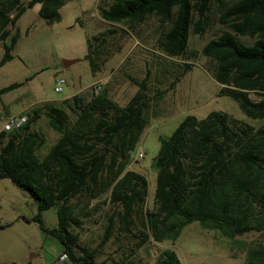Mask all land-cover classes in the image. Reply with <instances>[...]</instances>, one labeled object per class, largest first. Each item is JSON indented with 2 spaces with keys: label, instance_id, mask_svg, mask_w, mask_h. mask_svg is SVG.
Wrapping results in <instances>:
<instances>
[{
  "label": "trees",
  "instance_id": "1",
  "mask_svg": "<svg viewBox=\"0 0 264 264\" xmlns=\"http://www.w3.org/2000/svg\"><path fill=\"white\" fill-rule=\"evenodd\" d=\"M65 1L0 0V66L12 58L10 51L18 37L7 26H14L34 4H39L37 16L49 25L59 19L58 9ZM102 2L100 16L109 22L139 23L154 16L164 28L156 38V48L168 57L184 59L183 69L190 66L186 61L188 34L204 32L211 5H215L217 21L224 28L199 53L210 59L206 66L220 86L218 93L232 98L246 117L262 123L254 128L222 111L202 118L186 115L169 137H159L151 160L153 206L144 209L146 178L127 165L129 152L156 115L155 104L163 93L156 88L147 95L149 72L140 79L129 77L137 89L124 105L104 91L88 99L74 94L59 104L45 101L21 112L26 120L18 128L0 130V178H8L36 205V212L26 221L36 222L42 232L56 237L73 264H102L95 261L94 249L78 243L74 228L90 215L86 202L79 205L80 198L88 201L108 191L107 201L116 210L106 217L100 245L110 238L116 221L120 230L129 231L136 218L138 233L155 242H173L183 226L197 221L225 238L230 250H243L242 264H264V0ZM86 42L84 58L95 71V59L104 52L106 39L95 34ZM173 84L170 81L168 87ZM19 85L12 82L0 87V96ZM249 92L259 98L252 100ZM40 116L57 134L45 150L44 137L31 127ZM50 207L56 213L53 227L45 226L41 217ZM6 226L0 224V229ZM250 231L258 233L252 245L236 238ZM116 264L138 262L126 257ZM153 264L180 263L173 250L164 248Z\"/></svg>",
  "mask_w": 264,
  "mask_h": 264
},
{
  "label": "rangeland",
  "instance_id": "2",
  "mask_svg": "<svg viewBox=\"0 0 264 264\" xmlns=\"http://www.w3.org/2000/svg\"><path fill=\"white\" fill-rule=\"evenodd\" d=\"M38 7L39 4H34L27 8L14 26H7L10 34L17 31L18 37L10 51L12 58L0 66V87L12 82H21V85L0 96V125L7 115L23 107L20 113L45 101L59 104L61 99L75 93L88 99L93 93L104 91L118 105H124L137 89L129 77L140 79L148 71L147 95L151 96L156 88L163 93L155 104L156 115L150 118L129 152L127 165L146 178L144 209L153 206L155 172L151 160L158 149L159 137H169L186 115L202 118L211 111H222L254 128L261 125V120L246 117L232 98L218 93L220 86L206 66L210 59L199 53L201 46L224 28L217 21L215 5H211L209 24L204 32L188 34L186 61L190 66L187 69L182 67L184 59L168 57L156 48V38L164 28L152 15L139 23L109 22L100 16L99 0H66L58 9L59 19L47 25L37 16ZM95 34L98 38L104 37L106 42L104 52L95 59L98 68L93 71L84 55L88 51L86 39ZM90 40L92 42V38ZM8 41L7 38L5 42ZM2 53L0 41V57ZM62 59L73 62L64 66ZM58 77L64 78L65 83L56 92L53 86ZM170 81H174L172 87H168ZM248 96L252 100L259 98L254 92H249ZM6 108L10 113H4ZM31 127L44 137L42 150L57 137L43 116ZM137 152L142 153V158L135 157ZM107 195L108 191L88 201L86 197L79 200V205L86 202L90 215L82 218V224L74 230L81 246L95 250V261L116 264L130 257L138 264H153L155 256L169 248L180 264H242L243 250H230L225 238L203 228L197 221L183 226L173 242H155L149 235L138 233L136 218L129 231L120 230L116 221L112 235L100 245L106 217L116 210L108 203ZM24 196L29 201L23 202ZM29 202L33 203L32 199L8 178L0 179V223L8 224L0 230V261L61 264L58 240L53 252L48 249V239H43L36 222L14 218L18 211L29 212ZM95 204L98 207L91 209ZM41 217L45 226L56 225L54 207L44 210ZM236 238L252 245L258 233L250 231ZM63 260L73 264L67 256Z\"/></svg>",
  "mask_w": 264,
  "mask_h": 264
},
{
  "label": "built area",
  "instance_id": "3",
  "mask_svg": "<svg viewBox=\"0 0 264 264\" xmlns=\"http://www.w3.org/2000/svg\"><path fill=\"white\" fill-rule=\"evenodd\" d=\"M65 83L64 78L62 77H58L55 80V85L53 86L54 91L58 92L61 90L62 84ZM26 120V115L18 113V114H13V115H9L7 116L3 122L1 123L0 126V130H11L14 128H18L19 126H21ZM142 153L141 152H137L135 154V157L137 159L142 158ZM66 258V254L64 252H61L58 255V259L59 260H63Z\"/></svg>",
  "mask_w": 264,
  "mask_h": 264
},
{
  "label": "crops",
  "instance_id": "4",
  "mask_svg": "<svg viewBox=\"0 0 264 264\" xmlns=\"http://www.w3.org/2000/svg\"><path fill=\"white\" fill-rule=\"evenodd\" d=\"M94 83V82H93ZM75 94H78V93H75ZM74 95V94H73ZM72 96V95H71ZM70 97V96H69ZM69 97H66V98H69ZM63 99H65V98H63ZM62 100V99H61ZM24 108V107H23ZM22 108V109H23ZM22 109H20L19 111H17L16 113H14V114H18V113H20V111L22 110ZM9 112V111H8ZM10 113V112H9ZM9 115H13L12 113H10ZM9 115H7V116H9ZM6 116V117H7ZM5 117V118H6ZM4 118V119H5ZM3 119V120H4ZM3 122V121H2ZM1 126V125H0ZM57 138V137H56ZM55 138V139H56ZM55 141V140H54ZM53 141V142H54ZM52 142V143H53ZM51 143V144H52ZM50 145V144H49ZM48 145V146H49ZM0 179H2V178H0ZM25 193V192H24ZM30 197V196H29ZM24 200H23V202H27V201H29L28 200V198H26V196H24V198H23ZM30 199H32L31 197H30ZM33 201V200H32ZM30 203V205H31V207H30V209H29V212L28 213H25L24 211H18L17 213H15V219H21V220H23V221H26V218H29V217H31L32 215H34V213L36 212V205H35V203H34V201H33V203L32 202H29ZM0 224H7V223H0ZM7 227V226H6ZM5 227V228H6ZM5 228H2V229H0V230H3V229H5ZM43 233V239H48V242H47V246H48V249L49 250H51V251H53V252H55L56 251V241H57V238L56 237H54V236H52V235H50V234H46V233H44V232H42ZM51 237L54 239V240H50L51 239ZM59 242V241H58ZM59 245H60V250L58 251L59 252V254L61 253V252H63V246L61 245V243L59 242ZM58 254V255H59ZM62 261V263L61 264H66L65 262H64V260H61ZM25 262H27V261H25ZM25 262H23V263H15V262H13V263H15V264H24ZM0 263H2V264H6V263H4V262H2V261H0ZM11 264V263H10Z\"/></svg>",
  "mask_w": 264,
  "mask_h": 264
},
{
  "label": "water",
  "instance_id": "5",
  "mask_svg": "<svg viewBox=\"0 0 264 264\" xmlns=\"http://www.w3.org/2000/svg\"><path fill=\"white\" fill-rule=\"evenodd\" d=\"M71 62H73L72 59H62V63H63L64 66L68 65Z\"/></svg>",
  "mask_w": 264,
  "mask_h": 264
}]
</instances>
